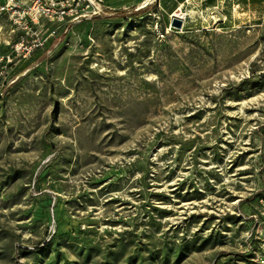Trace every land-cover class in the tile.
<instances>
[{
  "label": "rangeland",
  "instance_id": "rangeland-1",
  "mask_svg": "<svg viewBox=\"0 0 264 264\" xmlns=\"http://www.w3.org/2000/svg\"><path fill=\"white\" fill-rule=\"evenodd\" d=\"M179 8L0 19V264H264V0Z\"/></svg>",
  "mask_w": 264,
  "mask_h": 264
},
{
  "label": "built area",
  "instance_id": "built-area-1",
  "mask_svg": "<svg viewBox=\"0 0 264 264\" xmlns=\"http://www.w3.org/2000/svg\"><path fill=\"white\" fill-rule=\"evenodd\" d=\"M92 0H0V19L10 27L9 32L17 35L10 45V54L27 56L40 45L37 44L38 27L47 23H64L67 19L79 21L83 14L77 11ZM96 1V0H93ZM96 15V11H93ZM1 30V29H0Z\"/></svg>",
  "mask_w": 264,
  "mask_h": 264
},
{
  "label": "crops",
  "instance_id": "crops-1",
  "mask_svg": "<svg viewBox=\"0 0 264 264\" xmlns=\"http://www.w3.org/2000/svg\"><path fill=\"white\" fill-rule=\"evenodd\" d=\"M191 0H159L161 4L162 11L167 16H172V14L181 6L188 3Z\"/></svg>",
  "mask_w": 264,
  "mask_h": 264
},
{
  "label": "bare ground",
  "instance_id": "bare-ground-1",
  "mask_svg": "<svg viewBox=\"0 0 264 264\" xmlns=\"http://www.w3.org/2000/svg\"><path fill=\"white\" fill-rule=\"evenodd\" d=\"M173 17L177 18L178 20H184L185 14L182 12L181 8H178L174 12Z\"/></svg>",
  "mask_w": 264,
  "mask_h": 264
},
{
  "label": "water",
  "instance_id": "water-1",
  "mask_svg": "<svg viewBox=\"0 0 264 264\" xmlns=\"http://www.w3.org/2000/svg\"><path fill=\"white\" fill-rule=\"evenodd\" d=\"M171 26L174 28H180L181 27V21L176 19V18H172Z\"/></svg>",
  "mask_w": 264,
  "mask_h": 264
}]
</instances>
